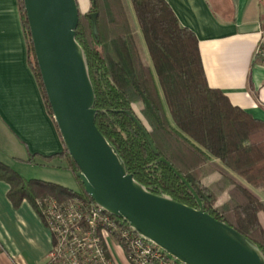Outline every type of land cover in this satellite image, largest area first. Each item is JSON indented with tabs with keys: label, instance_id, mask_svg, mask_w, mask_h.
Here are the masks:
<instances>
[{
	"label": "trees",
	"instance_id": "trees-1",
	"mask_svg": "<svg viewBox=\"0 0 264 264\" xmlns=\"http://www.w3.org/2000/svg\"><path fill=\"white\" fill-rule=\"evenodd\" d=\"M90 2L86 13L79 12L76 42L94 90L98 131L115 148L127 172L149 192L196 209L183 179L204 212L252 241L264 256V229L259 221L264 200L257 192L264 190V122L232 106L222 92L208 86L197 38L180 25L165 0ZM18 10L28 66L52 117L22 0ZM89 14H96V37ZM128 112L142 124L157 156ZM62 143V152L46 160L63 161L79 191L25 180L0 162V181L9 186L7 198L14 208L26 201L43 219L39 202L46 198L65 202L78 197L93 203ZM160 158L167 163L157 162ZM213 175L217 180L210 181ZM116 220L127 226L123 219Z\"/></svg>",
	"mask_w": 264,
	"mask_h": 264
},
{
	"label": "crops",
	"instance_id": "crops-1",
	"mask_svg": "<svg viewBox=\"0 0 264 264\" xmlns=\"http://www.w3.org/2000/svg\"><path fill=\"white\" fill-rule=\"evenodd\" d=\"M165 1L197 38L208 86L264 122V65L254 57L264 32V0ZM62 150V138L28 66L18 0H0V162L25 180L72 189L65 163L46 160ZM214 180L216 175L210 178ZM8 190L0 181V264H44L52 247L50 232L28 202L14 208ZM259 221L264 229L263 215Z\"/></svg>",
	"mask_w": 264,
	"mask_h": 264
},
{
	"label": "water",
	"instance_id": "water-1",
	"mask_svg": "<svg viewBox=\"0 0 264 264\" xmlns=\"http://www.w3.org/2000/svg\"><path fill=\"white\" fill-rule=\"evenodd\" d=\"M22 1L52 118L88 198L181 264H264L263 254L252 241L204 212L200 199L183 179L196 209L152 194L127 172L115 148L95 126L94 90L76 42L77 1ZM89 18L96 37V14ZM127 114L157 156L140 121ZM157 162L167 163L163 158Z\"/></svg>",
	"mask_w": 264,
	"mask_h": 264
},
{
	"label": "built area",
	"instance_id": "built-area-1",
	"mask_svg": "<svg viewBox=\"0 0 264 264\" xmlns=\"http://www.w3.org/2000/svg\"><path fill=\"white\" fill-rule=\"evenodd\" d=\"M254 57L264 65V32ZM39 205L52 238L44 264H118L111 245L120 249L122 264H181L94 203L46 198Z\"/></svg>",
	"mask_w": 264,
	"mask_h": 264
},
{
	"label": "rangeland",
	"instance_id": "rangeland-1",
	"mask_svg": "<svg viewBox=\"0 0 264 264\" xmlns=\"http://www.w3.org/2000/svg\"><path fill=\"white\" fill-rule=\"evenodd\" d=\"M77 1V4H78V9L82 12V13H86L90 6H91V2L90 0H76ZM139 40H140V48H141V52L143 53V55L145 56L146 58V63L150 66V61H149V58L147 56V51H146V47L143 43V40L141 38V36H139ZM139 107V105H138ZM133 110L134 112L136 113V115L142 120V122L145 124L138 108L136 106H133ZM67 179H68V182H69V186L70 188L74 189L75 191H79V187H78V184L76 183L75 179L73 178V176L67 172ZM258 194L264 198V190H257ZM261 217H262V214H260ZM111 248H112V252H113V255H114V258L115 260L117 261L118 264H122L123 260H122V255H121V252L113 247V245H111Z\"/></svg>",
	"mask_w": 264,
	"mask_h": 264
}]
</instances>
